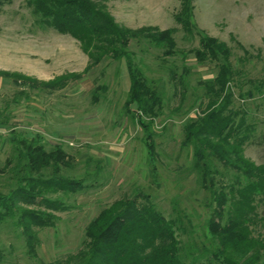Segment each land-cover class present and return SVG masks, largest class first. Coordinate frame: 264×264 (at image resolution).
I'll list each match as a JSON object with an SVG mask.
<instances>
[{
	"label": "rangeland",
	"instance_id": "rangeland-1",
	"mask_svg": "<svg viewBox=\"0 0 264 264\" xmlns=\"http://www.w3.org/2000/svg\"><path fill=\"white\" fill-rule=\"evenodd\" d=\"M103 2L114 20L128 29L175 30L177 52L172 55L143 39L129 45L133 65L163 94L162 114L152 120L148 132L138 121L140 114L136 117L126 110L130 82L124 60H104L86 69L88 57L79 43L40 25L27 0L0 6V71L37 82L69 76L62 88L51 91L0 78V194L7 195L17 186L12 166L22 139L35 140L46 151L61 147L70 159L59 175L87 186L77 193L44 191V197L63 203L67 210L53 212L57 218L53 227L35 229L33 254L15 218L0 222V264L63 260L80 249L86 225L101 209L138 192L148 195L167 219L175 215L173 208L188 214L196 234L210 212L209 193L192 170V150L181 141L183 123L201 113L199 100L205 105L203 84L216 75V67L211 62L200 65L186 52L198 47L199 37L195 32L187 35L175 22L179 0ZM193 20L203 34L232 49L233 105L244 110L246 123L254 127V142L244 147V157L260 165L264 162V141L258 144L264 132V0H194ZM148 136L154 146L152 160ZM7 160L12 162L3 168ZM217 167L224 172L220 164ZM257 211H264L263 204ZM255 227L256 234L264 235V220Z\"/></svg>",
	"mask_w": 264,
	"mask_h": 264
},
{
	"label": "trees",
	"instance_id": "trees-1",
	"mask_svg": "<svg viewBox=\"0 0 264 264\" xmlns=\"http://www.w3.org/2000/svg\"><path fill=\"white\" fill-rule=\"evenodd\" d=\"M179 1L180 8L173 15L175 22L187 35L195 32L199 37L198 47L186 52L193 54L198 64L211 62L217 69L212 80L203 84L206 102L203 107L198 102L201 113L188 117L182 125L181 145L191 148L192 170L209 193L210 212L201 232L196 234L188 214L173 208L175 215L167 219L148 195L138 192L101 209L86 225L80 249L53 264H264V235L255 232L256 223L264 220V211L261 214L257 211L260 204L264 207V162L255 165L244 157V147L254 142V127L246 123L244 110L233 105L232 49L196 27L194 0ZM4 3L10 0H0V6ZM27 3L40 25L79 43L88 57L86 69L104 60L125 61L130 82L125 108L136 117L137 114L148 117L147 123L141 117L138 121L150 132L152 120L162 114L163 94L150 86L133 65L129 45L131 40L143 39L163 49L164 55H172L177 52L175 30L123 27L114 20L103 0H27ZM236 45L248 56L241 44ZM0 78L40 85L50 91L62 88L69 80L64 75L37 82L7 71H0ZM184 87L182 84L180 88ZM258 139V144L264 141V132ZM150 140L148 136L147 150L152 160L155 152ZM18 144L21 149L12 166L17 186L7 195L0 194V222L15 218L28 251L33 254L35 229L53 227L57 219L53 212L67 210L63 203L44 197V191L77 193L87 186L82 180L59 175L62 168L69 166L70 159L61 147L46 151L39 142L26 139ZM11 162L7 160L3 168ZM45 171H49L48 176Z\"/></svg>",
	"mask_w": 264,
	"mask_h": 264
}]
</instances>
